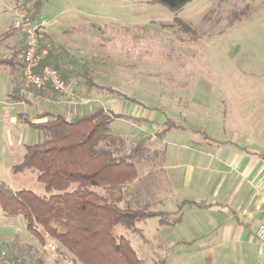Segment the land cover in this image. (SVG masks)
Segmentation results:
<instances>
[{
	"label": "rangeland",
	"instance_id": "1",
	"mask_svg": "<svg viewBox=\"0 0 264 264\" xmlns=\"http://www.w3.org/2000/svg\"><path fill=\"white\" fill-rule=\"evenodd\" d=\"M31 3L0 0V36L18 28L0 44V59L16 55L15 60L22 66L23 29L28 24L25 20L33 17L31 23L36 25L43 21L46 27L41 39L47 36L54 45L60 44L72 69L81 71L84 65L92 80L103 87L87 94L84 85L78 86L71 79L75 101L88 103L65 104L67 110L73 113L77 107L88 112L110 100L121 104L123 112L128 107V113L145 118L138 122L116 120L111 125L112 131L125 137L128 144L162 131L163 125H158L162 119L207 132L210 123L190 118L191 112L198 109L201 116H207L221 110L230 114L237 106L249 110L254 106L253 98L264 93V0H192L177 11L149 0H46L35 15ZM7 71L0 67V182L12 191L25 189L43 196V186L34 173L14 175L11 168L21 161L25 146L38 140L37 133L21 118L34 122L35 115L59 109H52L34 93L23 90L22 77L15 79ZM15 88L25 92L33 105L7 102L10 90ZM112 91L127 100H120ZM61 99L66 103L65 98ZM186 132L171 128L159 141L152 137L150 148L168 153L176 144L202 142L201 135ZM150 172L142 169L141 180L129 190L128 199L147 189L150 193L146 199L152 200L154 172L158 174L159 168ZM170 209L166 205L161 210ZM13 220L15 233L24 242L34 241L23 218ZM137 227L145 241L136 234L126 238L146 263L164 259L165 264H222L204 259L196 250L201 242L190 246L173 242L171 229L158 226L155 218ZM7 233L0 226V240ZM116 233L123 231L116 228ZM43 247L35 251L22 246L19 255L8 253L6 261L18 264L16 258H23L35 264L42 258L43 264H78L51 239L46 238ZM1 250L6 253L0 241Z\"/></svg>",
	"mask_w": 264,
	"mask_h": 264
},
{
	"label": "trees",
	"instance_id": "2",
	"mask_svg": "<svg viewBox=\"0 0 264 264\" xmlns=\"http://www.w3.org/2000/svg\"><path fill=\"white\" fill-rule=\"evenodd\" d=\"M45 1L32 0L33 15ZM149 1L177 11L192 0ZM25 21L31 23L33 17ZM17 29L0 36V44L11 38ZM39 45L41 49L49 45L40 68L58 71L67 83L79 79L88 90L103 89L92 80L84 65L83 71H74L66 52L47 36L39 40ZM15 57L0 59V66L8 69L15 79H20L22 66ZM111 94L127 100L119 92ZM34 95L51 100L62 98L51 90ZM9 97L13 102L28 103L19 91L11 92ZM66 109L40 113L34 122L21 118L37 133L38 140L25 146L21 161L12 166L11 172L14 175L26 171L34 173L45 194L36 195L25 189L12 191L0 182V210L9 217H22L27 232L40 246L45 245L46 238L51 239L78 264H149L138 257L126 235L136 234L145 241L138 224L155 218L158 226H173L179 222L181 213L179 210L174 214L159 211L157 203L147 200L141 193L133 199L127 196L133 185L141 180L142 169L153 173L163 165L165 150L151 149L149 141L152 137L159 141L176 126L165 120L163 131L128 144L125 137L112 131L111 125L116 120L131 118L113 114L103 107L88 112H78L76 107L66 119ZM116 228L123 234H117ZM16 259L18 264H27L23 258ZM150 264H165V260Z\"/></svg>",
	"mask_w": 264,
	"mask_h": 264
},
{
	"label": "crops",
	"instance_id": "3",
	"mask_svg": "<svg viewBox=\"0 0 264 264\" xmlns=\"http://www.w3.org/2000/svg\"><path fill=\"white\" fill-rule=\"evenodd\" d=\"M56 45L65 51L60 44ZM75 83L83 85L79 79H75ZM15 91L28 97L20 88L12 92ZM84 91L89 94L93 90L85 87ZM36 98L52 109H59L58 112L66 109V103L61 98ZM27 100V104L33 105L29 98ZM6 101H11L9 96ZM252 102V109L237 106L230 114L225 110L207 116H201L198 109L191 112L190 118L210 123L206 127L207 132L172 122L176 126L174 129L201 135L202 142L191 140L185 145H174L168 153L165 150L163 165L158 174L154 172L152 199L157 203L156 207L159 211L174 214L179 210L181 213L179 222L168 226L173 242L189 246L201 242L196 250L207 261L216 259L222 264H264V245L255 241L253 236L257 226L264 223V93L254 97ZM103 108L131 118L124 121L145 120L135 112L128 113V107L123 112L122 105L113 100L106 101ZM66 111V119H69L72 113ZM78 112L81 110L78 109ZM164 121L162 119L158 125H163ZM160 128L165 129L164 125ZM147 192L150 193L145 189L142 193L145 198ZM166 205L171 209L161 210ZM14 218L0 210V226L9 232L0 240L6 247V253L5 250L0 251V264L8 253L19 255L22 246L35 251L44 249L40 245V248L37 247L35 239L24 242L15 233ZM35 264H43L42 258L36 259Z\"/></svg>",
	"mask_w": 264,
	"mask_h": 264
},
{
	"label": "built area",
	"instance_id": "4",
	"mask_svg": "<svg viewBox=\"0 0 264 264\" xmlns=\"http://www.w3.org/2000/svg\"><path fill=\"white\" fill-rule=\"evenodd\" d=\"M46 25L43 21L37 25L28 23L24 26V51L21 54L22 65V88L26 92H44L51 90L66 100L68 106L84 105L88 101H75V90L72 84L65 82L60 73L47 67L40 68L41 63L47 57V48L41 49L39 39ZM254 239L264 245V223L257 226L254 231ZM1 256H4L2 254ZM7 259V258H6ZM5 261L3 264H17L15 261Z\"/></svg>",
	"mask_w": 264,
	"mask_h": 264
}]
</instances>
